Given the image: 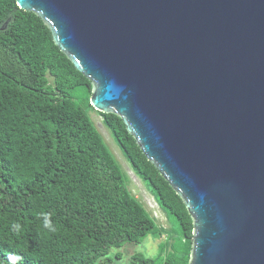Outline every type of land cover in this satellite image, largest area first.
Masks as SVG:
<instances>
[{
  "label": "water",
  "instance_id": "95a60500",
  "mask_svg": "<svg viewBox=\"0 0 264 264\" xmlns=\"http://www.w3.org/2000/svg\"><path fill=\"white\" fill-rule=\"evenodd\" d=\"M15 2L181 198L187 264H264V0Z\"/></svg>",
  "mask_w": 264,
  "mask_h": 264
},
{
  "label": "trees",
  "instance_id": "16d2710c",
  "mask_svg": "<svg viewBox=\"0 0 264 264\" xmlns=\"http://www.w3.org/2000/svg\"><path fill=\"white\" fill-rule=\"evenodd\" d=\"M0 264H93L165 230L131 193L128 178L89 116L90 82L43 22L0 0ZM77 92H82L77 101ZM134 173L178 226L152 257L128 264H187L192 220L117 115L98 112ZM127 181V182H126ZM47 213L55 232L43 226ZM19 223L21 230L12 229ZM119 257V255H116Z\"/></svg>",
  "mask_w": 264,
  "mask_h": 264
},
{
  "label": "rangeland",
  "instance_id": "374dc122",
  "mask_svg": "<svg viewBox=\"0 0 264 264\" xmlns=\"http://www.w3.org/2000/svg\"><path fill=\"white\" fill-rule=\"evenodd\" d=\"M81 95L82 92H77L78 102H80L79 97ZM89 116L121 166V170L125 177L128 178L129 190L143 204L144 208L151 214V216L154 217L157 226L165 230V232L160 234L159 237H154L156 234L152 233L147 235L139 243H125L120 248H112L109 251L110 260L108 262L103 263L101 261H96L93 264H128L129 257L134 253H142L145 256L152 257L158 253L159 245L161 242L166 241L167 235L173 234L174 240H176V234L178 233L177 223L172 216L165 214V212L159 207L149 187L146 186V183L134 173L110 132L102 123V117L99 113L90 109ZM116 255H119V257Z\"/></svg>",
  "mask_w": 264,
  "mask_h": 264
},
{
  "label": "clouds",
  "instance_id": "9594fccd",
  "mask_svg": "<svg viewBox=\"0 0 264 264\" xmlns=\"http://www.w3.org/2000/svg\"><path fill=\"white\" fill-rule=\"evenodd\" d=\"M43 216V226L44 228L48 229L50 232H55L56 228L53 225L49 214L47 213H42ZM12 229L16 232H19L21 230V225L19 223H13L12 224ZM23 258L20 256L12 255L9 254L8 256V262L9 264H18V261L22 260Z\"/></svg>",
  "mask_w": 264,
  "mask_h": 264
}]
</instances>
